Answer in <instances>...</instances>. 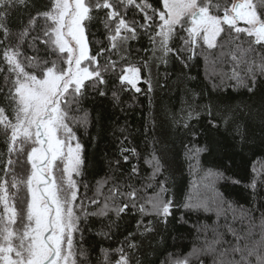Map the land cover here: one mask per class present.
I'll list each match as a JSON object with an SVG mask.
<instances>
[{"label": "snow or ice", "instance_id": "snow-or-ice-1", "mask_svg": "<svg viewBox=\"0 0 264 264\" xmlns=\"http://www.w3.org/2000/svg\"><path fill=\"white\" fill-rule=\"evenodd\" d=\"M45 8L41 11L30 0H0V34L4 37L0 40V51L6 66L17 77L7 92L0 87L7 103V107L0 106V125L5 129L3 142L7 153L16 154L15 160H4V153L0 152V173H3L0 176L3 207L0 264H92V250L85 246L80 226L91 218L101 221L100 230L95 234L109 241L119 220L129 216L136 221L132 231L117 241L116 248L101 246L104 259L97 258V264H143L138 253L144 240L158 234L157 227L166 228L172 219L188 224L189 213L215 211L219 219L231 212L235 220L236 209L222 193H216L213 208L205 201L180 199L179 192L169 186V180L173 165L182 154L189 173L203 171L201 179L208 181L210 187L222 182L256 190L264 184V174L254 164L250 181L245 185L244 178L231 170L230 162L207 170L201 162L203 155L218 147L221 139L237 141L240 152L236 155L243 156L245 147L253 148L246 119L242 118H253L250 106L223 104L210 94L207 103H200L205 98L203 91L185 90L181 107L173 112L166 110L178 134L179 146L174 141L170 155L167 149L164 155H158L159 150L153 143L151 152L142 157L136 148L125 147L122 141L114 159L102 153L107 170L96 181V191L91 197L86 194L89 184H81L89 158L79 130L90 125V112L84 107L89 98H109L111 89L110 102L119 106L124 91L151 96L156 90L151 78L153 63L159 68L172 61L188 68L204 52L220 46L225 34L231 43L246 35L244 43L248 47L242 44L236 47L251 57L243 74L233 71L229 77L235 82L233 90L243 88L250 96L259 95L264 107V0H156L155 4L148 0L89 3L47 0ZM130 9L135 10L134 17L140 16V21L127 19ZM93 10L105 15L94 17L90 14ZM41 20L45 22L43 25L39 24ZM93 20L103 24V41L94 39L95 33L86 23ZM240 22L245 26H238ZM37 28L40 30L36 31ZM13 30L15 42L10 44ZM141 35L148 39L150 47L142 50L147 55L140 57L137 66L130 63L129 42L138 41ZM176 40L179 46L175 45ZM25 45L37 55L28 57L21 50ZM145 70L147 77L143 75ZM141 83L146 88H141ZM11 87L15 88V95ZM96 123L99 126V113ZM149 135L146 129L145 146ZM100 139L99 135L93 137L97 147ZM260 143L264 151V138ZM132 159L137 163L125 173L122 162L131 163ZM141 159L150 170L144 177L140 176ZM74 175L80 180L74 179ZM80 187L86 190L83 197L79 196ZM12 200L17 204L13 205ZM259 210L264 213V209ZM177 211L179 216L175 215ZM240 215L244 217L247 213L242 211ZM191 226L197 232L210 231L212 238L206 237L201 248L188 254L169 253L166 246L153 248L152 241L148 240V247L153 248L148 255L163 257L160 264H193V258L196 264H206L208 254L218 255V264H264V240L259 247L255 243H241L248 240L251 229L247 235H241L230 223L226 224L224 227L235 240L232 244L225 240L215 222L209 226L197 220ZM261 232L264 235V220ZM221 244L228 246L218 250ZM214 264H217L215 260Z\"/></svg>", "mask_w": 264, "mask_h": 264}, {"label": "trees", "instance_id": "trees-1", "mask_svg": "<svg viewBox=\"0 0 264 264\" xmlns=\"http://www.w3.org/2000/svg\"><path fill=\"white\" fill-rule=\"evenodd\" d=\"M31 2L36 3L41 11L46 10L47 0H30ZM89 2H94V0H86V3ZM148 2L155 4L156 0H148ZM134 11V9H130L127 12V19L131 21L135 18L140 21V16L134 17ZM90 14L94 17H103L105 15L104 12L95 10ZM44 23L43 20L39 21L40 25ZM86 23L91 31L95 33L94 39L98 41L105 39V30L99 20ZM39 30V28L36 29V31ZM14 33L15 30H13V35L9 38L10 44H14L15 42ZM35 34L34 32L33 35ZM3 39V34H0V40ZM245 40L246 35L242 34L235 43H231L227 34H225L223 39L220 40V46L204 52L197 59L193 60L188 68H182L179 63H173L172 61L167 66L160 65L159 68L153 63L151 78L154 84H156V90L151 96L134 94L133 91H124L121 93L122 104L119 106H113L110 102L111 89H109L108 93L109 98L95 100L89 98L84 107L90 112V125L86 129L81 128L79 130L89 158L88 167L81 181V184L85 182L89 184L87 196H93V193L96 191V181L103 178L107 170L106 165L102 162V153L106 152L110 158L114 159V154L118 152L122 141H124L125 147L136 148L142 157L151 152L153 143H155V147L159 150L158 155H164L165 149H167V154L170 155L174 150V141H176L175 146H179L177 140L178 134L170 118L166 115V110L173 112L181 107V101L185 98V90L197 93L203 91L205 98L200 100V103H207V97L210 94L214 100H218L223 104H246L250 106L253 112V118L242 117L246 119L249 141L253 144V148L249 150L245 147L243 156L236 155L237 152H240V146L237 141H232L230 138H218L221 139L219 146H214L210 153H205L201 158L203 169L207 170L214 168L217 164H228L230 162L231 170L244 178L245 185L250 181L252 175L250 169L253 164L264 174V151L261 150L260 143L261 139L264 138V107H262L259 95L255 97L250 96L246 89L243 88L234 91L232 86L235 82L229 79L233 71H239L243 74L247 61L251 59L250 55H245L236 47L237 44H242L244 48H247L248 44L244 43ZM174 43L176 46H179L180 42L176 40ZM129 44L131 48L130 63L139 66L140 57L147 55L142 50L149 49V41L145 36L141 35L138 41H130ZM92 47L95 49V45H92ZM21 50L28 57L37 55L35 51L28 49L27 45ZM39 55H43L42 50ZM143 75L147 77L148 73L146 70ZM16 78V74L6 66V61L3 60L2 51H0V87L7 92L8 88L14 84ZM213 85L216 88H213ZM139 86L146 88L143 83ZM11 92L12 95H15L14 87H11ZM150 99L151 103H149ZM0 106L7 107L2 94H0ZM97 113L100 114L99 126L96 123ZM146 129L150 132V135L147 137V146H145ZM98 135L101 137L99 147H97L96 142L93 140V137ZM125 138L127 139L125 140ZM4 140L5 129L3 125H0V152L4 153L3 159L7 160L11 158L15 160L16 154L7 153ZM201 143H203V138H201ZM253 152H255V155H253ZM136 163V159H132L131 163L122 162L124 172L130 171L132 164ZM140 165L143 169L140 176L144 177L150 170L146 165H143L142 159L140 160ZM25 167L30 168L28 165H25ZM173 167L174 171L169 180V186L179 192L180 199L188 200L191 198L193 201H205L210 207L214 208L216 193L219 192L234 206L237 218L233 220V213L231 212H228L226 217L220 216L219 219H217L215 211L209 213L201 212L199 215L189 213L187 217L188 224L178 223L175 219H172L166 228L163 225H159L157 227L158 234L148 236L138 253L142 256L143 264H150L152 260H155L156 264H160V260L163 257L157 259L155 255H148L149 252L153 251V248H164L166 246L169 253L181 252L184 254L201 248L205 238L207 237L210 240L212 234L210 231L207 233L204 231L197 232L191 226L197 220L209 226L213 225L214 222L218 224L219 231L224 233L225 240L230 241L232 244H235V240L224 227L226 224L230 223L241 235H247L249 229H251V235L248 237V240L241 243H255L259 247L260 242L264 240V235L261 232V221L264 220V213L259 210L264 209V199H261L264 197V184L258 185L256 190H249L246 186L224 185L222 182H217L215 186L210 187L208 181L201 179L204 176L203 171L198 174L189 173L188 165L183 161L182 154H180V158ZM16 171L19 172L20 169L16 167ZM2 175L3 173H0V176ZM73 178L80 180L75 175ZM139 184L140 180L137 179L136 185L139 186ZM85 192L86 190L83 187L79 188L80 197H83ZM79 202L78 200L77 203ZM11 203L16 205L17 201L12 200ZM2 211L3 207L0 205V212ZM242 211L246 212L247 215L241 217L240 213ZM175 215L179 216L180 212L177 211ZM112 218L114 219L115 217ZM104 223H107V221ZM135 223V219H130L129 216H125L119 220L118 227L112 231L111 241L95 234L100 230V220L91 218L87 223H81L80 226L83 229L85 246L90 247L92 250V264H97V258L103 261L104 257L100 252L101 246L106 249L116 248L118 246L117 241L122 239L124 235H127L129 231H132ZM89 228L93 231H88ZM161 235L163 239H161ZM76 239H80L79 233L76 234ZM139 240L140 237L137 236V241ZM148 240L152 241L153 248L148 247ZM157 241H160V243L157 244ZM227 246V244H221L218 246V250ZM111 258L115 259L116 257L112 256ZM236 258L239 259L238 256ZM205 259L206 264H214V260L218 264L220 257L208 254ZM193 264H196L194 258Z\"/></svg>", "mask_w": 264, "mask_h": 264}, {"label": "rangeland", "instance_id": "rangeland-1", "mask_svg": "<svg viewBox=\"0 0 264 264\" xmlns=\"http://www.w3.org/2000/svg\"><path fill=\"white\" fill-rule=\"evenodd\" d=\"M238 26H240V27H244L245 25H244L243 22H240ZM14 227H16V226H14Z\"/></svg>", "mask_w": 264, "mask_h": 264}]
</instances>
